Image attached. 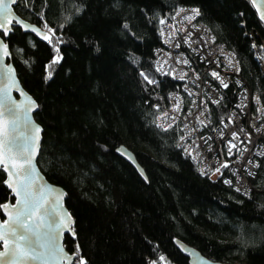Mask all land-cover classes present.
Instances as JSON below:
<instances>
[{
	"label": "trees",
	"instance_id": "16d2710c",
	"mask_svg": "<svg viewBox=\"0 0 264 264\" xmlns=\"http://www.w3.org/2000/svg\"><path fill=\"white\" fill-rule=\"evenodd\" d=\"M190 5L235 54L264 108V76L250 40L253 31L264 34V23L248 0L14 5L23 18L52 30L49 43L13 26L6 41L22 86L38 103L37 165L65 192L74 237L65 236L64 248L76 255L74 264L81 258L86 264H188L175 240L214 262L264 264V154L244 194L198 171L178 143L180 123H157L169 93L180 88L155 69L161 21ZM234 96L231 86L213 105L215 121L227 116ZM121 144L146 180L115 152ZM4 180L0 171V207L14 201Z\"/></svg>",
	"mask_w": 264,
	"mask_h": 264
},
{
	"label": "built area",
	"instance_id": "2783aa9c",
	"mask_svg": "<svg viewBox=\"0 0 264 264\" xmlns=\"http://www.w3.org/2000/svg\"><path fill=\"white\" fill-rule=\"evenodd\" d=\"M199 15L198 6H183L160 25L155 69L180 82V88L169 93L157 123H180L178 143L198 171L247 194L249 178L264 154V108L242 79L235 54ZM250 40L264 76V34L253 31ZM231 86L235 96L227 116L215 121L212 107Z\"/></svg>",
	"mask_w": 264,
	"mask_h": 264
},
{
	"label": "water",
	"instance_id": "95a60500",
	"mask_svg": "<svg viewBox=\"0 0 264 264\" xmlns=\"http://www.w3.org/2000/svg\"><path fill=\"white\" fill-rule=\"evenodd\" d=\"M16 1L17 0H15V3H11V0H5L9 5V19L12 20L13 23L9 25L10 31L8 35H4L3 30H0V42H2L3 45H7L8 52V54L4 56L2 54V49H0V98H2L3 95L2 90L9 87L10 91L8 95L10 96L11 102L19 106V134L26 138L22 140V143H27L29 147H32L31 138L37 135L39 137L32 149L35 152L33 158V168L35 172L33 174L34 183L32 185V192L36 197L42 196L43 199L40 201L42 207L35 211L25 221L30 225L33 221H36L40 225L38 234L31 236V244L29 245L19 240V234L22 232L20 229H17L18 235L13 237L11 232L15 226L11 223V218L15 216L13 209L19 207L17 203L19 197L13 192V189L9 187V183H12L15 187L17 177L13 176L10 179L8 172L0 168V171L5 174L3 184L9 190L10 196L14 199L13 202L9 201L0 207L2 213V218L0 217V233H3V237L0 238V264H74L76 255L69 254L64 248L65 236L74 237V232L72 230L74 222L65 206V192L61 187L49 182L37 165L43 130L34 116L38 109V103L22 86L16 74L15 67L10 61L11 52L8 42L6 41L13 30V26H18L23 31L30 32L42 40H45L43 36L37 35L36 32L31 31V28H36L41 33L47 35H49V32L17 14L14 10ZM248 1L254 8L259 20L264 23V18H262V13H264V0ZM16 20L21 21V23L16 24ZM13 81H15V87H10ZM29 101L35 103L36 107L34 109L31 108ZM4 119L6 120L7 117ZM36 128H39V133L35 132ZM115 152L128 162L142 179L146 180L144 170L138 164L134 153L127 146L121 144L116 147ZM16 163L19 164L21 161L17 160ZM19 179H23V177L21 176ZM61 193L63 195H61ZM58 224H66L67 227L57 228L56 225ZM5 239L7 240V244H5ZM174 244L179 252L188 259V264H222L210 260L203 256L197 249L179 240H175ZM29 247L34 249L36 253H43V255L33 259V253L28 250ZM13 248L16 249L15 253L12 251Z\"/></svg>",
	"mask_w": 264,
	"mask_h": 264
},
{
	"label": "snow or ice",
	"instance_id": "6c2138e0",
	"mask_svg": "<svg viewBox=\"0 0 264 264\" xmlns=\"http://www.w3.org/2000/svg\"><path fill=\"white\" fill-rule=\"evenodd\" d=\"M11 3H15V0H11ZM193 12L198 14L196 13V10H193ZM9 15L8 3H6L5 0H0V30H3L4 35H8L10 31L9 25L13 23V21L9 19ZM192 18L193 17H189V19ZM262 18H264V13H262ZM15 23L20 24L21 21L16 20ZM161 23H163V21H161ZM45 27L47 26L45 25ZM31 31L36 32L37 35H42L43 39L49 41V43L52 42V38L49 35L41 33L36 28H31ZM51 31V29H48V32ZM0 49H2V54L4 56L8 54L7 45H3L2 42H0ZM56 62V60L53 61V63ZM213 75H215V73ZM145 79H147V77H145ZM10 87H15V81L12 82ZM225 87H227V85H225ZM9 91V87L4 88L2 90V98H0V168H3L8 172L10 179L13 176L17 177L15 187L12 183H9V187H11L13 192L19 197L17 200L19 207L13 209L15 216L14 218H11V223L15 226L11 235L16 237L18 235L17 229L22 230L19 234V240L30 245L31 236L38 234L40 225L36 221H33L31 225L25 221L35 211L42 207L40 201L43 199L42 196L36 197L32 192V185L34 183L33 174L35 172V169L33 168L35 152L32 149L39 137L37 135L31 138L32 147H29L27 143H22V140H25L26 138L19 134V106L11 102L10 96L8 95ZM29 103L31 104V108L34 109L36 107L34 102L29 101ZM5 117H7L6 120L4 119ZM39 131V128L35 129L36 133H39ZM17 160L21 161V163L17 164ZM217 172H219V169H217ZM21 176L23 179H19ZM61 195L63 194L61 193ZM56 227L66 228L67 225L58 224ZM2 237L3 233H0V238ZM5 244H7L6 239ZM28 250L33 253V259L43 255V253H36L31 247H29ZM12 251L15 253L16 249L13 248ZM80 264H86L83 258H81Z\"/></svg>",
	"mask_w": 264,
	"mask_h": 264
},
{
	"label": "rangeland",
	"instance_id": "374dc122",
	"mask_svg": "<svg viewBox=\"0 0 264 264\" xmlns=\"http://www.w3.org/2000/svg\"><path fill=\"white\" fill-rule=\"evenodd\" d=\"M56 58H58V56L56 55ZM81 261V260H80ZM76 264V263H75ZM77 264H79V263H77Z\"/></svg>",
	"mask_w": 264,
	"mask_h": 264
}]
</instances>
